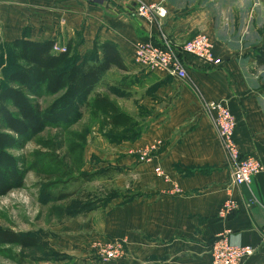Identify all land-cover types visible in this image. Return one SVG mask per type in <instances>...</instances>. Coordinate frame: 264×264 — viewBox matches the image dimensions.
<instances>
[{
	"label": "crops",
	"instance_id": "1",
	"mask_svg": "<svg viewBox=\"0 0 264 264\" xmlns=\"http://www.w3.org/2000/svg\"><path fill=\"white\" fill-rule=\"evenodd\" d=\"M242 1L255 0H144L166 10L153 24L136 16L133 2L0 0L2 44L23 37L52 41L83 56L95 43H113L127 68L120 71L123 89L129 97L140 93L137 104L145 113L140 136L113 149L119 193L104 208L74 218L65 264H210L221 235L254 249L243 264H264V172L250 186L232 183L203 109L205 102H224L236 121L240 153L264 166V66L255 60L264 29L255 30L253 7L239 26L230 25L226 16L243 13ZM197 35L208 37L219 66L188 57L184 80L136 71L137 43L163 37L177 49ZM143 152L148 161H140ZM228 203L233 209L220 214ZM108 241L121 244L122 257L102 263L94 244Z\"/></svg>",
	"mask_w": 264,
	"mask_h": 264
},
{
	"label": "trees",
	"instance_id": "2",
	"mask_svg": "<svg viewBox=\"0 0 264 264\" xmlns=\"http://www.w3.org/2000/svg\"><path fill=\"white\" fill-rule=\"evenodd\" d=\"M54 45L52 41L35 42L24 37L10 44H2L0 41V55L7 50L9 70L6 86L0 92V189L5 192L12 190L15 184L21 182L25 172L31 170L45 175L46 194L56 185L90 182L103 175V171L87 174L79 170L83 145L86 143L83 133L76 136L69 147L70 156H76L71 162L70 159H60L56 155L61 150L58 145L46 143L42 147L49 152L33 153L34 161L25 170L13 166L14 160L7 152L22 146L28 134H38L47 127L48 118L43 116L45 110L39 99L59 96L60 101L67 106L65 115L88 111L93 119H100L101 131L109 129L114 133L122 130L124 134H129L136 126L133 117L124 113L106 93L96 92L89 97L93 86H97L111 69L127 71L113 43H95L92 50L83 56L70 46L65 47L63 53L54 52ZM187 58L184 57L185 62ZM255 60L257 65L264 66V47L256 51ZM55 117L58 118V115ZM140 134L128 141L136 140ZM40 157L43 160L48 158L52 167L43 169L39 166ZM66 190L50 198L52 202L69 200L65 207L55 209L59 218L75 217L102 209L115 197L100 198L83 189L71 192ZM41 246L37 238L21 237L13 231L0 229V248L29 249Z\"/></svg>",
	"mask_w": 264,
	"mask_h": 264
},
{
	"label": "rangeland",
	"instance_id": "3",
	"mask_svg": "<svg viewBox=\"0 0 264 264\" xmlns=\"http://www.w3.org/2000/svg\"><path fill=\"white\" fill-rule=\"evenodd\" d=\"M238 7L242 8L243 13L232 17L226 16L230 25L239 26L242 20L247 19V10L251 11L253 7L255 9L253 12L254 28L255 30L264 29V0L242 1ZM58 47L63 46L58 45ZM7 55V50L0 55V92L6 86L9 71ZM135 68L136 71H144L142 68L136 66ZM123 78L124 75L119 70L113 69L104 76L102 83L93 86L89 97L103 89L101 92H105L124 113L133 117L136 126L129 134H124L122 130L114 133L109 129L101 131L100 119H93L85 110L65 115L67 106L60 101L59 96L39 99L41 107L45 110L43 116L48 118L47 127L38 134H28L22 146L7 152L14 160L13 166L18 170L19 168L25 170L34 161L33 153L49 152L42 147L46 143L58 145L61 150L56 152V155L60 159H70L71 162L76 156H70L69 147L76 136L83 133L86 143L83 145L79 170L87 174L103 171V175L93 178L90 182L79 181L66 186L56 185L48 190L49 194H46L45 175L31 170L25 172L21 182L15 184L12 190L5 192L6 190L0 189V229L13 231L21 237H34L42 243L41 247L29 249L2 247L0 248V264H65V260L68 259L65 254V236L69 235L68 230L74 218L86 213L70 218H59L55 209L59 206L65 207L69 200L52 202L50 201L51 195L65 193V189H67L66 192L83 189L100 198H109L119 193L115 184V178L120 170L116 166L119 160L113 159L115 155L113 149L122 143L129 142L131 137L142 132L145 115L137 104L140 93L129 97L123 89V83L126 82ZM57 115L58 118L55 117ZM38 163L43 169L52 167L48 158L43 160V157H40ZM74 263L76 259L75 261L70 259V264Z\"/></svg>",
	"mask_w": 264,
	"mask_h": 264
},
{
	"label": "built area",
	"instance_id": "4",
	"mask_svg": "<svg viewBox=\"0 0 264 264\" xmlns=\"http://www.w3.org/2000/svg\"><path fill=\"white\" fill-rule=\"evenodd\" d=\"M106 2L107 0H94ZM123 3L133 2L135 14L146 23L158 24L166 16V10L161 4H147L144 0H120ZM54 52L63 53L65 48L54 45ZM184 57H193L211 66H219L212 50V44L207 36L197 35L180 48L172 45L162 37L159 41H142L136 44L133 64L146 71L161 72L179 80L187 78ZM205 113L210 117L217 137L232 170V183L235 186H250L255 176L264 172V166L251 156L240 153L234 140L236 121L224 102H205ZM146 152L142 153L140 161H148ZM161 175L159 169L155 170ZM231 203L225 204L220 214L230 212ZM94 252L103 263H108L122 257L121 244L117 241L96 242ZM251 246H233L225 236L217 237L211 247L210 264H243L254 254ZM50 264V263H48Z\"/></svg>",
	"mask_w": 264,
	"mask_h": 264
}]
</instances>
